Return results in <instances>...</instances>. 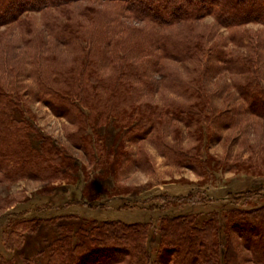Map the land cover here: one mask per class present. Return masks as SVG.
I'll list each match as a JSON object with an SVG mask.
<instances>
[{"label": "trees", "instance_id": "1", "mask_svg": "<svg viewBox=\"0 0 264 264\" xmlns=\"http://www.w3.org/2000/svg\"><path fill=\"white\" fill-rule=\"evenodd\" d=\"M91 2L114 5L115 14L90 6ZM51 11L60 15L46 21L48 30L38 34L40 44L30 57L36 90L23 93L0 80V183L71 181L82 168L90 200L84 204L93 208V193L100 181L122 178L128 164L141 166L142 160L133 159L126 144L146 140L153 133L175 162L198 167L206 176L204 171L212 162L201 157L204 134L219 117L208 88L218 76L233 78L243 112L264 120L260 60L246 51L249 40L235 33L250 24L264 27V0H0V28L23 23L27 15ZM208 17L232 32L226 43L232 49L215 48L209 44L210 36L196 30ZM166 61L185 66L189 79L174 75L165 67ZM214 64L220 65L217 73H212ZM105 69L108 74L101 73ZM170 83L189 99L186 108L144 101L159 85ZM29 97L76 127L68 143L85 153L95 166L92 174L65 145L40 128L26 100ZM170 120L192 129L198 145L190 152L175 151L162 142V128ZM100 128L116 130L112 148L107 149ZM223 213L224 222L218 212H212L200 226L192 215L163 216L157 242L162 263L264 264V206L249 213L234 206ZM40 222L36 218L11 221L9 230L3 231L5 248H22L27 234L36 232ZM149 226L118 220L56 224V238L46 240L45 264H153ZM0 264L16 262L0 256Z\"/></svg>", "mask_w": 264, "mask_h": 264}, {"label": "rangeland", "instance_id": "2", "mask_svg": "<svg viewBox=\"0 0 264 264\" xmlns=\"http://www.w3.org/2000/svg\"><path fill=\"white\" fill-rule=\"evenodd\" d=\"M86 5L89 4H80L79 7ZM91 5L112 15L116 11L112 4L95 5L91 2ZM59 15L52 11L30 14L23 17V23L0 28V80L3 83L13 84L23 93L36 88L31 78V71L35 68L30 62L34 48L40 44L36 37L48 30L45 26L47 20L57 19ZM29 29L33 32H27ZM196 30L210 36L213 40L209 44L217 45L215 48L221 51L232 49L226 45L232 32L217 27L213 18L208 17L198 23ZM235 33L249 40L246 51L260 60L259 74L264 80V27L250 24L237 29ZM33 39L35 41L29 45L28 42ZM234 50L235 53L240 51ZM246 51L239 53L246 54ZM164 65L174 75L180 76L182 81L189 79L190 70L185 66L168 61ZM219 66L214 64L212 73ZM102 68H106V65L102 64ZM105 72L109 73L107 69L101 73ZM156 79L153 77V80ZM171 84L159 85V90L149 92L151 95H146L144 101L159 106L186 108L189 99L179 94ZM233 85V78L223 75L212 80L208 88L215 115L219 117L216 124H211V131L204 134L201 157L212 162L209 168H204L206 176L198 167L192 169L175 162L153 133L146 140L126 144V150L132 158L142 160L141 166L128 164L122 178L107 177L105 181H100L98 190L93 193V208L84 204V201L90 200L85 194L87 179L80 167L75 180L71 181L61 180L49 184L29 180L12 185L0 183V256L13 259L16 264H45L48 257L46 240L57 235L56 224L74 223L81 226L93 221L102 224L107 220H118L127 224L148 223L151 261L153 264H157V261L163 264L157 242L160 236L159 222L166 214L192 215L196 219L195 224L200 226L212 212H218L222 223L224 219L220 218V214L226 209L236 206L242 213H249L264 206V120L243 112L244 104L238 100ZM26 100L40 128L65 145L77 158V163L87 167L92 174L95 166L85 157V153L74 150L68 143L69 135L76 127L66 119L54 116L41 102L31 100V97ZM220 122L228 126L221 127ZM169 123L162 128V142L164 140L173 150L185 153L198 145L191 128L177 120H170ZM177 131L181 132L176 136ZM99 134L105 136L107 149L112 148L116 130L100 128ZM115 190L120 191L115 193ZM188 197L192 199L179 200ZM31 218L41 221L38 230L27 234L22 248L8 251L2 242L3 231L9 230L7 226L11 221Z\"/></svg>", "mask_w": 264, "mask_h": 264}]
</instances>
